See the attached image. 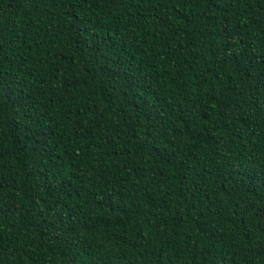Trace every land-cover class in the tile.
Returning <instances> with one entry per match:
<instances>
[{"label":"trees","instance_id":"16d2710c","mask_svg":"<svg viewBox=\"0 0 264 264\" xmlns=\"http://www.w3.org/2000/svg\"><path fill=\"white\" fill-rule=\"evenodd\" d=\"M0 264H264V0H0Z\"/></svg>","mask_w":264,"mask_h":264}]
</instances>
